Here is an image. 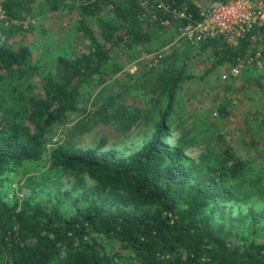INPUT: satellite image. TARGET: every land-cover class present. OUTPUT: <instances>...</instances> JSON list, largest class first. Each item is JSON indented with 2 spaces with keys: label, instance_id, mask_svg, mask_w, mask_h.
Segmentation results:
<instances>
[{
  "label": "trees",
  "instance_id": "16d2710c",
  "mask_svg": "<svg viewBox=\"0 0 264 264\" xmlns=\"http://www.w3.org/2000/svg\"><path fill=\"white\" fill-rule=\"evenodd\" d=\"M159 1L185 3L4 1L9 23L0 25V264H264V167L252 168L229 146L196 161L181 144L165 143L182 70L161 89L166 104L141 149L117 157L98 147L49 146L55 130L80 110L81 85L102 84L123 68L119 50L132 59L155 29L168 27L162 20L172 18L157 8ZM37 6L79 16L81 42L65 47L44 69L32 62L28 46L14 40ZM182 23L173 19L171 25ZM201 43V49L212 47L211 69L231 66L246 49L223 36ZM45 162L75 175L79 184L92 183L76 196L74 208L57 201L19 206L5 198L3 187L16 168ZM238 192L254 193L263 207L226 217L221 205Z\"/></svg>",
  "mask_w": 264,
  "mask_h": 264
},
{
  "label": "rangeland",
  "instance_id": "374dc122",
  "mask_svg": "<svg viewBox=\"0 0 264 264\" xmlns=\"http://www.w3.org/2000/svg\"><path fill=\"white\" fill-rule=\"evenodd\" d=\"M183 1L198 9L210 0ZM185 3L182 6L188 7ZM36 8L14 40L28 46L32 62L44 69L65 47L81 42L79 16L64 7ZM201 45L188 42L181 25H171L155 29L150 42L135 48L134 59L119 50L115 56L123 68L102 84L90 81L81 85L80 110L55 130L49 146L63 145L73 151L98 147V152H112L117 157L141 149L151 139L165 107L161 89L182 70L166 145L181 144L184 154L196 161L210 150L229 146L252 168L264 167V67L247 68L239 76L224 80L221 75L230 65L223 63L211 69L212 47L201 49ZM116 110L120 117L112 116ZM90 186V181L79 184L75 175L50 169L45 162L16 168L2 192L19 206L27 200L44 205L57 201L69 210L74 208L76 196ZM221 206L226 217H235L249 207L260 209L263 202L254 193L238 192Z\"/></svg>",
  "mask_w": 264,
  "mask_h": 264
},
{
  "label": "built area",
  "instance_id": "2783aa9c",
  "mask_svg": "<svg viewBox=\"0 0 264 264\" xmlns=\"http://www.w3.org/2000/svg\"><path fill=\"white\" fill-rule=\"evenodd\" d=\"M4 1L0 0V25L9 23ZM157 8L169 12L172 18L162 20L164 26H170L173 19L183 22L181 31L188 42L201 43L223 36L232 47L246 43L245 53L237 56L222 79L237 77L246 68L264 67V0H210L197 9V14L186 6H170L163 1L157 3Z\"/></svg>",
  "mask_w": 264,
  "mask_h": 264
}]
</instances>
